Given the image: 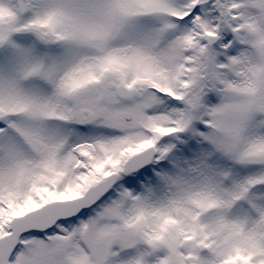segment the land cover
Returning a JSON list of instances; mask_svg holds the SVG:
<instances>
[{
    "label": "snow or ice",
    "instance_id": "1",
    "mask_svg": "<svg viewBox=\"0 0 264 264\" xmlns=\"http://www.w3.org/2000/svg\"><path fill=\"white\" fill-rule=\"evenodd\" d=\"M0 264H264V0H0Z\"/></svg>",
    "mask_w": 264,
    "mask_h": 264
}]
</instances>
